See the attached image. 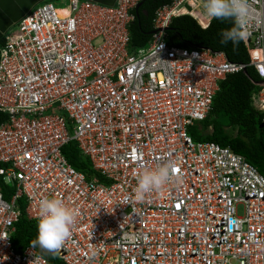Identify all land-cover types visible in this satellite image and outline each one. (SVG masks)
Instances as JSON below:
<instances>
[{
	"label": "built area",
	"instance_id": "built-area-1",
	"mask_svg": "<svg viewBox=\"0 0 264 264\" xmlns=\"http://www.w3.org/2000/svg\"><path fill=\"white\" fill-rule=\"evenodd\" d=\"M139 1L42 0L5 31L0 175L13 193L0 191V264H48L34 247L12 246L21 197L31 219L44 197L78 210L56 253L63 264H264V175L229 146L188 134L219 81L248 65L260 78L253 105L264 125V0H249L260 22L243 40L247 63L166 42L174 16L209 24L202 10L191 13L200 0L158 7L151 40L129 52ZM71 139L106 182L67 161ZM169 160L179 179L137 201L136 173Z\"/></svg>",
	"mask_w": 264,
	"mask_h": 264
},
{
	"label": "trees",
	"instance_id": "trees-1",
	"mask_svg": "<svg viewBox=\"0 0 264 264\" xmlns=\"http://www.w3.org/2000/svg\"><path fill=\"white\" fill-rule=\"evenodd\" d=\"M138 8H133L131 13L134 18L128 25L129 42L128 51L133 53L145 47L151 40L155 10L172 0H141ZM165 30V40L169 45H177L188 49L207 47L215 51H222L230 61L248 62V56L241 41L237 45L231 42L227 45L220 43L222 30L231 27L229 22L211 18L209 24L202 28L193 16L180 14L171 18ZM5 34L0 32V48L4 46ZM260 78L251 65L245 72L228 74L219 81L211 109L206 118L197 122L199 132H193L188 127V132L194 140H210L221 146H229L233 151L242 154L250 163L254 164L259 172L264 175V125L262 113L253 105V95L260 85ZM7 118V114L0 112V122ZM208 127L211 130L208 132ZM230 130V131H229ZM234 130V133L232 131ZM62 153L67 161L77 170L84 173L86 179L94 176L102 182L106 179L92 168L89 158L81 153L77 142L69 140L63 147ZM0 191L5 199L13 193L10 184L5 183L0 175ZM22 198L17 200L20 216L15 222L12 235V246L15 251L21 252L37 236L38 220L27 217L25 204ZM37 252L44 256L48 264H63L57 254L35 247Z\"/></svg>",
	"mask_w": 264,
	"mask_h": 264
},
{
	"label": "clouds",
	"instance_id": "clouds-1",
	"mask_svg": "<svg viewBox=\"0 0 264 264\" xmlns=\"http://www.w3.org/2000/svg\"><path fill=\"white\" fill-rule=\"evenodd\" d=\"M200 6L207 17L231 24L230 28L220 33L222 45L230 42L234 46L239 44L248 37L249 25L260 22V14L252 8L249 0H200ZM175 173L176 164L170 160L154 169L142 167L136 173L135 199L143 201L146 194L160 190L173 179H179ZM38 212L37 236L31 245L55 254L71 236L70 229L76 222L78 210L69 208L61 199L44 197L39 201Z\"/></svg>",
	"mask_w": 264,
	"mask_h": 264
},
{
	"label": "water",
	"instance_id": "water-1",
	"mask_svg": "<svg viewBox=\"0 0 264 264\" xmlns=\"http://www.w3.org/2000/svg\"><path fill=\"white\" fill-rule=\"evenodd\" d=\"M42 0H0V32L5 33L7 28L17 22L34 4ZM105 5H113L115 0H93ZM139 1L135 8L141 5ZM168 27H165L166 30ZM152 32H155L152 31Z\"/></svg>",
	"mask_w": 264,
	"mask_h": 264
},
{
	"label": "rangeland",
	"instance_id": "rangeland-1",
	"mask_svg": "<svg viewBox=\"0 0 264 264\" xmlns=\"http://www.w3.org/2000/svg\"><path fill=\"white\" fill-rule=\"evenodd\" d=\"M48 1H52L55 5H57V6H62V7H65V6H67L68 5V2H69V0H48ZM199 4V6L197 7V10L194 12V13H196L197 11H199V10H202V8H201V6H200V2H198ZM191 13H193V12H191ZM193 13V14H194ZM54 111H58V112H60L61 114H64L65 115V111L63 110V109H58V108H56V109H53ZM195 125H194V127H192L191 129H192V131L193 132H199V129H198V123L197 122H195L194 123ZM69 130H70V132H71V128H69ZM211 130V127H208V129H207V131L209 132ZM230 131V130H229ZM232 133H234V130L232 131ZM188 134L189 135H191L189 132H188ZM24 202H25V198H22V203L24 204Z\"/></svg>",
	"mask_w": 264,
	"mask_h": 264
},
{
	"label": "bare ground",
	"instance_id": "bare-ground-1",
	"mask_svg": "<svg viewBox=\"0 0 264 264\" xmlns=\"http://www.w3.org/2000/svg\"><path fill=\"white\" fill-rule=\"evenodd\" d=\"M199 4V3H198ZM199 5H197L195 8H194V10L192 11L193 13L197 10V7H198Z\"/></svg>",
	"mask_w": 264,
	"mask_h": 264
}]
</instances>
